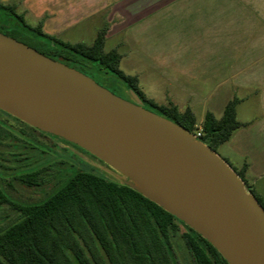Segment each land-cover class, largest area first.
I'll return each instance as SVG.
<instances>
[{"label": "water", "instance_id": "1", "mask_svg": "<svg viewBox=\"0 0 264 264\" xmlns=\"http://www.w3.org/2000/svg\"><path fill=\"white\" fill-rule=\"evenodd\" d=\"M0 110L107 164L227 264H264V210L234 169L178 124L2 33Z\"/></svg>", "mask_w": 264, "mask_h": 264}, {"label": "trees", "instance_id": "2", "mask_svg": "<svg viewBox=\"0 0 264 264\" xmlns=\"http://www.w3.org/2000/svg\"><path fill=\"white\" fill-rule=\"evenodd\" d=\"M0 11L12 14L21 23L20 27L0 24V33L83 74V61L96 62L146 99L137 77L119 68L118 51H104L106 27L97 32L90 45L67 43L44 34L40 25H27L12 5L0 2ZM237 102L229 101L220 118L210 112L203 118L198 139L216 153L241 126L236 119ZM158 108L195 134L196 118L189 108L179 111L172 103ZM245 168L233 169L246 186ZM36 175H25L22 180L35 184ZM246 188L264 210V196L248 185ZM2 203L12 206L18 219L0 224V264H176L173 238L179 224L185 228L180 238L194 264H227L212 245L173 215L123 183L87 170L69 172L37 202L14 201L0 191Z\"/></svg>", "mask_w": 264, "mask_h": 264}, {"label": "crops", "instance_id": "3", "mask_svg": "<svg viewBox=\"0 0 264 264\" xmlns=\"http://www.w3.org/2000/svg\"><path fill=\"white\" fill-rule=\"evenodd\" d=\"M15 7L29 26H41L48 36L63 42L76 37L79 29L93 22L106 27L105 40L131 28L165 5V28L177 25L187 38L178 37L180 63L173 77L182 79L187 99L181 103L169 100L179 111L189 108L201 126L207 112L216 118L225 105L237 99L236 119L241 126L224 144L233 146L243 161L236 170L245 168L244 178L256 191V180L250 175L264 173V0H0ZM96 32V34H97ZM185 32V33H184ZM192 32V33H191ZM190 34V36H189ZM189 36V37H188ZM95 38V37H94ZM94 40V39H93ZM165 40V45H170ZM81 43V42H75ZM119 48L123 41L115 44ZM182 47H186L185 49ZM121 62V60H120ZM189 63V64H188ZM120 65V64H119ZM138 79V78H137ZM193 89L188 85L193 84ZM210 89L203 93V84ZM203 93V94H202ZM191 94L203 95L199 101ZM204 106L203 104H207ZM199 113V118H197ZM251 182V183H250Z\"/></svg>", "mask_w": 264, "mask_h": 264}, {"label": "rangeland", "instance_id": "4", "mask_svg": "<svg viewBox=\"0 0 264 264\" xmlns=\"http://www.w3.org/2000/svg\"><path fill=\"white\" fill-rule=\"evenodd\" d=\"M0 21V24L8 27L21 26L15 16L10 13L4 14L2 11H0ZM31 22L28 19L26 23L32 24ZM92 25L93 22L89 25L84 24L79 29V34L67 41L90 45L97 30L101 27L97 24L91 27ZM181 31L177 25L165 28L164 5L145 19L135 23L131 28L105 40L104 51L115 48V44L119 41L124 42V45L119 48L120 53L123 54L119 68L125 74L138 78V86L146 98L144 100L139 95H137L138 99L134 97L121 78L102 68L96 62L83 61V72L115 95L139 104L145 110L172 121L171 117L163 113L158 106L167 105L170 103L169 100L181 103L187 99V95L183 92L185 88L181 84L182 79L173 77L179 64L187 67V63H180L177 44L173 43L178 37L187 38ZM165 40H170V45H165ZM195 82L196 79H193V84L188 85L189 89H193ZM202 89L203 93H206L210 89L209 84H203ZM202 96L191 94L192 100H198L196 103L194 102V105L197 104L198 107L196 108L197 112L203 107L199 101ZM203 105L208 106L209 102ZM197 118H199V113H197ZM196 123L195 135L200 133L198 121ZM10 124L13 129L23 131L25 138L35 139L37 145V147L32 146L27 141H23L21 136L14 131L8 133L0 131V191L14 201L32 203L43 199L58 186L69 172L76 169L87 170L116 182L122 183L125 180L120 173L86 152L71 148L70 145L63 142L59 145L51 143L43 135L37 134L28 126L20 123L11 121ZM217 154L222 159L228 156L230 162L234 163L233 166L236 167L243 161L237 150L229 144L220 145L217 148ZM231 168L233 169L232 166ZM33 173L37 174L35 184H28L22 180L23 176ZM251 178L257 181L256 191L264 196V173L250 175V180ZM247 185L250 187V184L246 182ZM17 219L18 213L12 206L7 203L0 204L1 225L10 224ZM178 229V233L173 238L175 262L176 264H194L180 238V233L184 232L185 228L179 224Z\"/></svg>", "mask_w": 264, "mask_h": 264}, {"label": "flooded vegetation", "instance_id": "5", "mask_svg": "<svg viewBox=\"0 0 264 264\" xmlns=\"http://www.w3.org/2000/svg\"><path fill=\"white\" fill-rule=\"evenodd\" d=\"M11 121L13 122H17V123H20L22 125H25V126H28L29 128L32 129V131L36 132L37 134L39 135H43L46 139H48L51 143H54L56 145H59L60 143H66L64 142L61 138L59 137H56V136H53V135H50V134H47L45 132H42L28 124H26L25 122L13 117L12 115L0 110V131H2L3 133H8V132H11V131H14L17 135L21 136L22 140L23 141H27L30 145L32 146H36V143H35V139L31 138V137H28V138H25L24 137V133L23 131L21 132L20 129H13L12 126H11ZM12 128V129H11ZM22 134V135H21ZM67 145H70L71 148L74 147L76 149H78L79 151L81 152H86L84 151L83 149L79 148L78 146H73L71 144H68L66 143ZM87 154H89L88 152H86ZM91 155V154H90ZM92 156V155H91ZM94 157V156H93Z\"/></svg>", "mask_w": 264, "mask_h": 264}, {"label": "built area", "instance_id": "6", "mask_svg": "<svg viewBox=\"0 0 264 264\" xmlns=\"http://www.w3.org/2000/svg\"><path fill=\"white\" fill-rule=\"evenodd\" d=\"M194 136L198 138L200 136V133L198 132L196 133V135L194 134Z\"/></svg>", "mask_w": 264, "mask_h": 264}]
</instances>
